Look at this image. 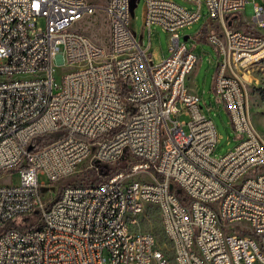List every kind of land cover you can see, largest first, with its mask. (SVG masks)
I'll list each match as a JSON object with an SVG mask.
<instances>
[{"label": "built area", "instance_id": "built-area-1", "mask_svg": "<svg viewBox=\"0 0 264 264\" xmlns=\"http://www.w3.org/2000/svg\"><path fill=\"white\" fill-rule=\"evenodd\" d=\"M186 1L144 0V29L170 36V54L155 64L131 0L101 8L108 49L76 28L99 9L89 0H0V174L20 173L19 184L0 183V264H264V140L246 86L264 61V0ZM203 6L217 23L213 90L240 139L221 156L217 127L187 82L198 57L180 33ZM126 158L109 174L94 164ZM87 162L96 181L44 197L40 175L55 189ZM149 209L170 255L140 229Z\"/></svg>", "mask_w": 264, "mask_h": 264}, {"label": "rangeland", "instance_id": "rangeland-1", "mask_svg": "<svg viewBox=\"0 0 264 264\" xmlns=\"http://www.w3.org/2000/svg\"><path fill=\"white\" fill-rule=\"evenodd\" d=\"M180 5L191 7L192 4L186 0H172ZM92 4L99 7L95 15L87 17L76 25V28L87 34L93 41L106 47L110 46L111 29L110 23L106 13L101 9L106 5L108 0H89ZM143 9L144 0H131V14H132V26L141 39L144 46L151 44L150 52L154 58L155 64L161 63L165 57L170 54V36L169 34L158 25H154L152 30L144 29L143 22ZM252 7L248 6L241 12L239 21L246 22L250 19ZM43 24V20L41 21ZM217 23L210 20L206 6H203L202 16L200 20L193 23L191 26H187L181 29V37L184 41L185 36H189L186 40L187 47L197 55V63L191 73L188 75V86L191 91H196L201 97L203 111L211 119H213L219 134V143L215 150L216 156L226 154L233 149L238 142L239 138L236 137V132L232 128L229 115L223 106L222 102L218 101L213 90L215 75H216V63L218 61V53L214 44L209 40V31L215 28ZM236 27L246 30L244 23H237ZM68 62L57 67L56 79L61 81L63 74L67 71ZM246 86L249 95V113L252 122L262 136L264 140V61L255 66L250 74L246 76ZM210 108V109H209ZM129 158V157H127ZM127 158L116 165H109L101 162H95L99 166V171L103 174H109L120 167H124L127 162ZM88 163L82 165L78 172L71 176L64 178L57 182L55 189L53 188L55 183L51 182L48 177L40 175L39 181L46 182L43 187L44 197L47 198L50 194L55 197L59 195L63 187L67 185H73L76 183H88L96 181L95 172L90 175L91 168L88 167ZM11 174V175H10ZM147 179L151 180V176H147ZM19 184L20 173L18 170L13 169L11 171L3 172L0 174V183ZM52 196V197H53ZM140 229L152 232L157 239V249L161 250L165 255H170V246L167 243L160 223V219L157 216V211L149 209L146 216L141 219Z\"/></svg>", "mask_w": 264, "mask_h": 264}, {"label": "water", "instance_id": "water-1", "mask_svg": "<svg viewBox=\"0 0 264 264\" xmlns=\"http://www.w3.org/2000/svg\"><path fill=\"white\" fill-rule=\"evenodd\" d=\"M139 1V0H138ZM234 18H235V16H231L230 18H229V25H232L233 24V20H234ZM189 39V36H185L184 37V40L186 41V40H188Z\"/></svg>", "mask_w": 264, "mask_h": 264}, {"label": "trees", "instance_id": "trees-1", "mask_svg": "<svg viewBox=\"0 0 264 264\" xmlns=\"http://www.w3.org/2000/svg\"><path fill=\"white\" fill-rule=\"evenodd\" d=\"M94 172H95V171H94ZM94 172H93V171H91V173H92V174H94ZM177 192H178V194H179V195H181V194H182V193H181V191H180L179 189H177ZM157 216H158V215H157ZM158 218H159V217H158Z\"/></svg>", "mask_w": 264, "mask_h": 264}, {"label": "crops", "instance_id": "crops-1", "mask_svg": "<svg viewBox=\"0 0 264 264\" xmlns=\"http://www.w3.org/2000/svg\"><path fill=\"white\" fill-rule=\"evenodd\" d=\"M196 92V91H195Z\"/></svg>", "mask_w": 264, "mask_h": 264}]
</instances>
